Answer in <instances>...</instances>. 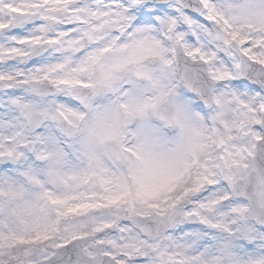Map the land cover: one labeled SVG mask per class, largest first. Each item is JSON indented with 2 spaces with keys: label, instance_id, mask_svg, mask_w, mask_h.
I'll return each instance as SVG.
<instances>
[{
  "label": "clouds",
  "instance_id": "clouds-1",
  "mask_svg": "<svg viewBox=\"0 0 264 264\" xmlns=\"http://www.w3.org/2000/svg\"><path fill=\"white\" fill-rule=\"evenodd\" d=\"M0 264H264V0H0Z\"/></svg>",
  "mask_w": 264,
  "mask_h": 264
},
{
  "label": "snow or ice",
  "instance_id": "snow-or-ice-1",
  "mask_svg": "<svg viewBox=\"0 0 264 264\" xmlns=\"http://www.w3.org/2000/svg\"><path fill=\"white\" fill-rule=\"evenodd\" d=\"M11 76H4L3 74H0V79H12Z\"/></svg>",
  "mask_w": 264,
  "mask_h": 264
}]
</instances>
